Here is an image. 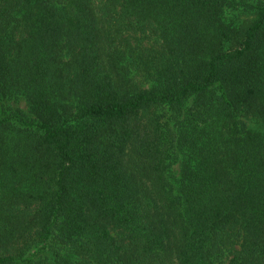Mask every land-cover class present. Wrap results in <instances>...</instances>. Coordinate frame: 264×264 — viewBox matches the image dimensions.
Wrapping results in <instances>:
<instances>
[{"label":"trees","instance_id":"16d2710c","mask_svg":"<svg viewBox=\"0 0 264 264\" xmlns=\"http://www.w3.org/2000/svg\"><path fill=\"white\" fill-rule=\"evenodd\" d=\"M0 264H264V0H0Z\"/></svg>","mask_w":264,"mask_h":264}]
</instances>
